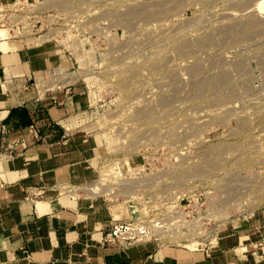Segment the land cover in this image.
Masks as SVG:
<instances>
[{"label": "rangeland", "instance_id": "1", "mask_svg": "<svg viewBox=\"0 0 264 264\" xmlns=\"http://www.w3.org/2000/svg\"><path fill=\"white\" fill-rule=\"evenodd\" d=\"M0 36L64 62L35 88L79 96L94 179L49 189L101 204L110 244L207 248L264 210V0H0Z\"/></svg>", "mask_w": 264, "mask_h": 264}, {"label": "crops", "instance_id": "2", "mask_svg": "<svg viewBox=\"0 0 264 264\" xmlns=\"http://www.w3.org/2000/svg\"><path fill=\"white\" fill-rule=\"evenodd\" d=\"M59 64L52 49L0 36V264H264V210L207 248L124 250L106 243L111 219L101 204L51 192L94 179L96 155L94 142L65 122L79 96L35 88ZM31 187L47 196L27 198Z\"/></svg>", "mask_w": 264, "mask_h": 264}, {"label": "built area", "instance_id": "3", "mask_svg": "<svg viewBox=\"0 0 264 264\" xmlns=\"http://www.w3.org/2000/svg\"><path fill=\"white\" fill-rule=\"evenodd\" d=\"M43 192V191H42ZM41 192V193H42ZM44 193V192H43ZM121 229H122V227H121ZM118 231H120V229H116L115 231H114V235H117L118 234ZM133 231H135V230H133ZM121 234V233H120ZM111 237H112V234H107L106 235V243H109L110 242V240H111ZM134 238H136V237H131V238H122V240H126V241H131L130 243L132 244V242H133V240H134ZM138 238V237H137ZM130 239V240H129ZM137 240H140V239H137ZM118 242H119V246L121 247L123 244H125L126 245V243L127 242H123V241H121V240H119L118 239ZM110 244V243H109Z\"/></svg>", "mask_w": 264, "mask_h": 264}, {"label": "bare ground", "instance_id": "4", "mask_svg": "<svg viewBox=\"0 0 264 264\" xmlns=\"http://www.w3.org/2000/svg\"><path fill=\"white\" fill-rule=\"evenodd\" d=\"M193 244H194V243H193ZM193 244H192V245H193ZM195 245H196V244H195ZM190 247H194V246L189 245V248H190ZM195 249H196V248H195Z\"/></svg>", "mask_w": 264, "mask_h": 264}]
</instances>
